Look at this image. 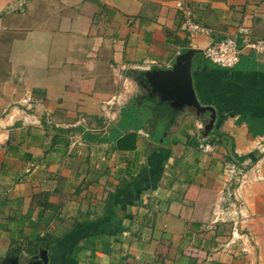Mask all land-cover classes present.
<instances>
[{
	"label": "crops",
	"instance_id": "0c3cea01",
	"mask_svg": "<svg viewBox=\"0 0 264 264\" xmlns=\"http://www.w3.org/2000/svg\"><path fill=\"white\" fill-rule=\"evenodd\" d=\"M186 11L208 33L190 40ZM241 26L264 39V0H0V264L40 246L49 264H264V61L201 55ZM189 49L212 150L188 107L111 138L131 102L166 103L144 73Z\"/></svg>",
	"mask_w": 264,
	"mask_h": 264
},
{
	"label": "water",
	"instance_id": "95a60500",
	"mask_svg": "<svg viewBox=\"0 0 264 264\" xmlns=\"http://www.w3.org/2000/svg\"><path fill=\"white\" fill-rule=\"evenodd\" d=\"M197 53L199 52L189 49L177 56L171 68L147 71L144 74L152 92L161 97V101L168 103L172 109L180 110L188 107L194 108L196 115L209 113L210 120L204 126L206 136L212 128L215 115L212 108L201 106L194 94L191 67L192 59ZM9 263L22 264L19 258H14ZM26 264H49L47 251L40 246L37 254L29 258Z\"/></svg>",
	"mask_w": 264,
	"mask_h": 264
},
{
	"label": "built area",
	"instance_id": "2783aa9c",
	"mask_svg": "<svg viewBox=\"0 0 264 264\" xmlns=\"http://www.w3.org/2000/svg\"><path fill=\"white\" fill-rule=\"evenodd\" d=\"M177 6L182 9L180 4ZM182 30L186 32L192 40L196 34H205L208 31L193 21L189 12H184L183 23L181 26ZM251 31L249 28L241 26L238 28L237 37L234 38L227 37L218 42H214L204 48L201 55L208 62L224 68L233 69L239 62L240 56L244 51H251L255 55L259 56L264 61V39L250 40ZM242 41L241 45L238 44L237 39ZM148 65L145 64L142 68H147ZM199 149L204 152H209L212 150V145L207 141V137L204 136L201 139ZM242 167L237 166L234 162H228L225 164L222 174L227 178V184H234L240 177H242ZM233 238H240V234L237 229V224L233 225Z\"/></svg>",
	"mask_w": 264,
	"mask_h": 264
},
{
	"label": "trees",
	"instance_id": "16d2710c",
	"mask_svg": "<svg viewBox=\"0 0 264 264\" xmlns=\"http://www.w3.org/2000/svg\"><path fill=\"white\" fill-rule=\"evenodd\" d=\"M177 112L173 111L167 103H158L149 96L139 97L136 102H131L121 114V119L111 138L116 139L124 130L136 131L144 125L147 127L167 128Z\"/></svg>",
	"mask_w": 264,
	"mask_h": 264
}]
</instances>
